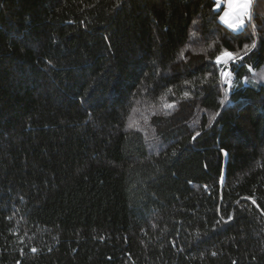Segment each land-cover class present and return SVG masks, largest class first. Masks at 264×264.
<instances>
[{
	"label": "trees",
	"instance_id": "obj_1",
	"mask_svg": "<svg viewBox=\"0 0 264 264\" xmlns=\"http://www.w3.org/2000/svg\"><path fill=\"white\" fill-rule=\"evenodd\" d=\"M222 10L0 0V264H264V0Z\"/></svg>",
	"mask_w": 264,
	"mask_h": 264
},
{
	"label": "snow or ice",
	"instance_id": "obj_2",
	"mask_svg": "<svg viewBox=\"0 0 264 264\" xmlns=\"http://www.w3.org/2000/svg\"><path fill=\"white\" fill-rule=\"evenodd\" d=\"M221 0H216L217 6H219ZM248 15L249 19H251V0H227V9L224 10L222 16H220V20L223 24H225L229 29L234 32L240 31L243 29L245 21L243 17ZM247 50V46H246ZM238 54L228 52L224 50L220 55L216 57V64H221L222 61H231ZM249 71H252V68L249 67ZM221 76L224 79L225 83H229V77L231 76V70L221 71ZM261 79H264V74L261 75ZM185 96L188 93L184 94ZM163 99V98H162ZM174 105L172 104H164V108H172ZM215 117L213 116L212 119ZM199 135V133H197ZM195 139V137H193ZM35 251V249H33Z\"/></svg>",
	"mask_w": 264,
	"mask_h": 264
},
{
	"label": "crops",
	"instance_id": "obj_3",
	"mask_svg": "<svg viewBox=\"0 0 264 264\" xmlns=\"http://www.w3.org/2000/svg\"><path fill=\"white\" fill-rule=\"evenodd\" d=\"M215 2H216V0H214ZM253 3H254V0H251V10H252V5H253ZM218 8H223V10H222V14H221V16L223 15V13H224V10H226L227 9V0H221V3H220V5L219 6H217ZM243 19H244V21H245V24H244V26L246 25V23H247V21L249 20V17H248V15L246 14L244 17H243ZM221 21V20H220ZM223 24V23H222ZM226 28H228L225 24H223ZM244 28V27H243ZM229 29V28H228ZM229 30H231V29H229ZM231 31H233V30H231ZM241 31V30H240ZM240 31H236V32H240Z\"/></svg>",
	"mask_w": 264,
	"mask_h": 264
},
{
	"label": "rangeland",
	"instance_id": "obj_4",
	"mask_svg": "<svg viewBox=\"0 0 264 264\" xmlns=\"http://www.w3.org/2000/svg\"><path fill=\"white\" fill-rule=\"evenodd\" d=\"M236 58H233L231 61H235ZM231 61H222L220 65H222L223 71H228L227 66L231 63ZM224 80V79H223ZM225 82V81H224ZM232 82V76L229 77V83H226L227 85H231Z\"/></svg>",
	"mask_w": 264,
	"mask_h": 264
}]
</instances>
